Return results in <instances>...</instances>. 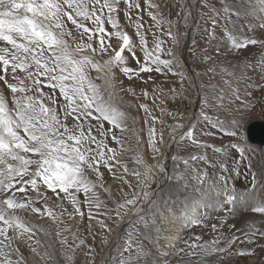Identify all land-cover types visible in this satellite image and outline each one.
Here are the masks:
<instances>
[{"label":"snow or ice","instance_id":"1","mask_svg":"<svg viewBox=\"0 0 264 264\" xmlns=\"http://www.w3.org/2000/svg\"><path fill=\"white\" fill-rule=\"evenodd\" d=\"M194 0H183L181 7L188 9L182 17L187 25L191 17V6ZM200 6H206L209 0H195ZM149 9H159L160 5L152 3V0H145ZM121 0H0V41L4 42V47H0V81L10 90V98L0 94V264H27V261L20 254L19 245L26 243L31 252L40 257L41 260H53V254L49 251L51 245L45 247L40 239H35L36 230L26 225L17 210H28L44 215L46 214L54 222H60L58 216L51 208L42 211L34 204L39 200H47L44 190H50L58 199H67L73 207V213H68L72 218L75 215L83 217L85 213L81 209V201L78 194L83 193L85 203L89 205L88 217L93 220L96 217L91 209L101 208L102 202L99 200L95 189L97 182L102 181L103 173L101 166L107 167L114 178L123 180L131 188L132 185L124 179L123 175L117 177L113 172L116 165H120L119 155L124 150V139L116 135L114 130L120 133L128 131H137L135 128H129V115L122 109L117 100L115 90L114 76L112 68L114 66L126 64L124 55L128 54L136 64L138 69L123 67L125 74H134L139 77L140 73L157 72L161 74L171 73L180 77V89H170L167 93L156 87L152 92L153 104L157 99L170 95L172 97L185 96L184 80L187 79L184 72L180 70L179 61L173 48L180 43V37L184 33L179 30L174 34L171 30L172 21L164 17L157 11L148 12V15L156 25H169L168 30L164 32L172 42V47L165 49L164 40L156 37L153 33V46L149 47L148 41L143 31L144 25L140 23L142 17H137L136 34L139 38V45L133 42L132 38L124 31L120 30V25L116 16L121 11ZM126 5L125 15L131 20L132 9L139 10L141 5L138 0H124ZM253 9L264 10V0H258V3L252 5ZM225 18L229 19L232 15L239 16L240 13L231 9L227 4L223 8ZM219 12L211 18V27L208 30L210 40L215 39V28L218 23ZM90 21L93 27L86 26ZM70 22L76 30H83L81 36L87 35L89 41L93 43H77L73 48L65 36H71V31L66 30V24ZM111 25L116 31L109 32L105 28V23ZM115 35L119 40L118 48H114L111 43V37ZM225 35L236 49L247 48L249 45H259L261 48L260 56L255 64L248 63L242 68L243 71L253 69L259 75L264 77V41L256 39L240 40L231 31H226ZM139 47L143 54V59L137 56L136 48ZM48 52L51 55L45 56ZM108 55V59L103 63L98 62L94 56ZM161 54H166L169 59H162ZM204 60L210 59L207 56ZM90 70H95L98 74L97 79H103V91L101 86L93 82L90 77ZM25 73L21 78L17 73ZM208 71L215 73L216 68H209ZM220 71L225 76H234L235 73L227 68H221ZM39 77H44L52 89H59L63 97V116L59 114L54 96L47 95L49 104L45 103L43 89L39 87L44 83ZM128 75V79H132ZM11 81H16L12 83ZM25 80H31L28 85ZM147 83V81H145ZM154 83V82H153ZM225 83L231 87V82L225 80ZM37 91L40 97L28 95L29 92ZM132 95L136 93L129 89ZM106 93V95H105ZM145 97H149L147 90L143 91ZM11 103V107L9 106ZM163 103V100H160ZM205 106L211 104L207 97L201 100ZM141 108L150 117L151 124L148 128V142L152 147L153 159L155 164H147L143 157L137 155L135 162L142 164L144 171L133 170L129 172L127 165H122L124 173H128L137 178V184L141 188L140 192L135 190L131 198L116 202L115 207L103 213L109 219H113L110 213L114 214L113 223H119L125 215H137L144 211L143 202H148L151 193L145 191L157 176L164 180L167 176V169L158 157H163L162 147L167 145L165 139V127L170 129L168 135L174 141H190L198 145L200 142L195 135V122L189 123L185 130V124L177 122L175 125L166 126L165 121L152 114V109L147 104H141ZM161 115L164 109L161 108ZM242 115V113H241ZM200 116L204 121H209L210 117L201 110ZM72 123L69 125L68 120ZM92 121L97 123L94 125ZM104 122L111 127L104 128ZM135 121L133 120V124ZM148 123V120L145 121ZM160 124L159 131L156 124ZM243 121L233 117L232 120L225 122L217 118L213 127H218L225 135L235 138L236 142H231L229 148L235 149L241 158H246V153L251 149L246 144L239 141L243 139V133L240 129ZM179 133V135H177ZM111 139L120 149L112 148L107 140ZM217 152L224 153L225 149H215ZM196 160L198 157L182 158V163L187 167L189 160ZM225 171H228L225 165H221ZM251 167V165H249ZM95 174L97 182L89 179V174ZM177 176L183 179V173ZM175 179L177 177H168ZM197 179L201 178L197 176ZM222 184L216 189V199L212 207L224 213L221 224H228V216L235 213L238 207L247 208L253 215H259L264 220V192L257 189V178L252 174V185L250 189L237 191L235 185H230L227 178H221ZM201 182H203L201 180ZM102 186V184H101ZM264 188V184L260 186ZM35 193V199L28 193ZM17 193H24V197L17 198ZM64 195L61 196L60 194ZM91 193V195H89ZM127 195V194H125ZM156 200H151L155 205ZM209 207L205 201L185 206L184 218L193 225H201L204 222L206 213H200L199 209ZM67 212L63 209L60 215ZM175 211H169L167 214L161 213L159 219L151 220V228L155 232L152 238L158 240L163 233L166 224L171 222ZM143 221L145 227H149V221L143 216H138ZM98 223L103 230L111 232L104 220ZM212 229L218 231V225L212 224ZM235 227V225H233ZM64 231H70L64 229ZM57 235H61L58 231ZM264 236V224L257 226L250 224L242 233V236H234L228 242V248L216 247L219 239H214L210 244H189V249H193L188 254L196 257H210L217 253H224L231 248L236 241L240 243H254V238ZM73 239H77L75 235ZM200 240V237H196ZM61 243L67 245L71 250L67 255V264H74L76 248L68 244L66 237L62 238ZM104 243H107L105 238ZM80 245L84 241L80 240ZM44 247L41 252L39 249ZM86 257L91 256L94 249L89 245ZM199 249L195 251L194 249ZM117 264H140L145 254L143 246L136 242L133 234L130 232L122 249L119 250ZM181 251H184L181 249ZM127 253V255H124ZM251 255V252L239 250L235 253L228 251V255ZM223 259V257H220ZM86 264H95L94 259H90ZM200 264H207L205 259H201Z\"/></svg>","mask_w":264,"mask_h":264},{"label":"rangeland","instance_id":"2","mask_svg":"<svg viewBox=\"0 0 264 264\" xmlns=\"http://www.w3.org/2000/svg\"><path fill=\"white\" fill-rule=\"evenodd\" d=\"M138 2L141 7L139 10L132 9V19L130 20L124 12L126 7L124 0H121V11L114 14L120 25V30L126 32L133 42L139 45L135 26L137 17L139 16L142 17L139 22L144 25L141 31L144 32L149 47L153 46V33H155L156 37L166 42L163 45L165 49L172 47L169 37L163 34L168 30L169 25L165 23L157 26L155 21L148 15L149 11L153 13L159 11L162 13L164 17L172 21L171 30L174 34L178 30L184 33L180 37L179 45L175 46L173 51H175L179 61L180 70L183 71L180 62L188 66V68L185 67L189 77L193 80L194 87L193 89L190 88L187 79H185L184 97L166 95L157 99L155 104H153V89L160 87L165 93L172 88L179 90L180 77L167 72L165 74L157 72L140 73L139 77L134 74H125L122 71L123 67H131L133 69H138L139 67L126 50L124 53L126 64L112 68L117 93L116 103L127 111L130 118L128 121L129 128L139 129L138 134L140 139L136 137V132L128 131L120 133L118 129L114 130L116 135L123 137L124 150L118 157L121 164L116 165L113 168V172L117 174V177L123 175L124 179L132 187L130 188L123 180L114 178L107 167L101 166L100 168V171L103 173L102 181L97 182L96 175L90 173L89 179L97 182L95 191L103 205L99 209L94 207L91 209L93 215L96 217L91 221L88 217L89 205L84 202L85 197L83 193L78 194V199L81 201V209L85 215L83 217L75 215L72 218L68 215V213H73V207L70 202L67 199H58L50 190L45 189L46 202L41 199L34 206L41 208L42 211H45L46 208H51L62 223L54 222L46 214L41 215L32 212L30 209L17 210V215L21 217L26 225L36 230L35 239H40L45 247L51 245L49 251L53 254V260H41L40 257L31 252L26 243L19 245L20 254L27 261V264H67V255L70 254L71 250L67 245L61 243L62 238L66 237L68 244L76 248L74 264H86L90 259H94L95 264H117L118 256L120 255L119 250L122 249L131 232L136 242L140 243L145 250L140 264H200L201 259H205L207 264H223L228 261V264H256L258 260L264 262V249H262L263 252L258 253L259 257L253 254L254 249L261 248L264 245L262 242V240L264 241V236L260 235L254 238L255 243H240V241H236L228 249L232 253L239 250L251 252V255H228V251H226L204 258L201 256L193 257L188 254L190 251H193V249H189V244H210L214 239H219V244L216 247L228 248V242L234 236H242V233L251 224L247 222L243 226L235 222V218L241 221L249 219L247 218L249 217V211L246 208L238 207L234 214L227 217L229 222L225 225L221 224L224 213L217 210L210 212L208 209L201 207L199 212L207 214L201 225L190 224L185 219L188 223L186 225L182 223L184 228H179V223L182 222L180 217L183 212L185 213L184 198L186 196H199L202 200L207 194L215 195L216 189L222 184L221 178H227L229 184L235 185L237 191H244L251 188L252 174L255 173L258 184L257 189L259 192L263 190L260 186L264 184V171H258L264 168V156L259 149L253 147L248 142L246 136V129L250 124L258 121L264 122V102H260L261 99H264L261 96L263 77L253 69L241 71L245 64H255L257 62V51H260V48L259 45H249L247 48L236 49L225 35L226 31H231L240 40H258L260 37L261 40L258 41L263 40L264 15L260 12L261 9H253L252 7L253 4L258 3V0H209L206 6H200L194 0L191 6L192 15L189 17L187 25L182 17L188 9L180 6L183 0H152V3L160 5L159 9H149L145 0H138ZM225 4L231 9L238 11L240 15L238 17L232 15L229 19H226L223 12ZM216 12H219L220 15L215 28V39L210 40L208 30L211 27V18L215 16ZM86 26L93 27L90 21L86 22ZM105 28L109 32L114 33L116 31L107 22L105 23ZM66 30L72 33L71 36H65V39L73 48L80 42L93 43V47L97 46L94 41L87 39V35H83L82 37L81 33L83 30H76L75 26L70 22L66 24ZM111 43L114 48H118L120 42L113 35ZM4 46V42L0 41V47ZM136 53L137 56L143 59V54L139 47L136 48ZM44 55L50 56L51 54L45 52ZM204 56L210 59L204 60ZM94 58L98 62L103 63L109 57L108 55L97 53ZM161 58L169 59L170 57L166 54H161ZM212 67L216 68L217 71L215 73L208 71ZM221 68H227L234 72L235 75L231 77L225 76L220 71ZM17 74L21 78L25 76V73L19 71ZM89 75L95 84L101 86V90L103 91V79L96 78L102 74H98L95 70H90ZM128 75H132L133 78L128 79ZM39 79L44 81L39 87L46 94L44 97L45 103L49 104V101L46 99L47 95L54 96L56 105L49 104V106L57 107L59 114L63 116L64 101L59 93V89L49 88L47 86L48 81L44 77H39ZM225 80L231 82V87L225 83ZM10 82L16 83V81L11 80ZM25 83L31 85L32 81L25 80ZM129 89L133 90L136 95H132ZM144 90L149 92V97L143 95ZM0 94L6 98H10L11 96L10 90L3 81H0ZM28 95L40 97V93L37 91L29 92ZM205 97L211 100L209 106L201 103V100ZM161 99L163 100L162 104L160 103ZM141 104H147L152 109V114L163 119L166 126L182 122L185 124L186 130L189 123L195 122V135L200 144L198 146L187 140L174 141L168 135L170 129L165 127V139L168 142L166 146L162 147L164 154L162 163L167 169V176L164 180L156 177L155 181L147 189H144L152 195L148 202L142 203L143 212L137 215L130 213L125 215L124 219L119 223H113L114 214L110 213L113 219H109L103 213L113 209L116 202H123V200L131 198L134 190L136 192L141 191V188L137 184V178L124 173L122 165H127L129 172L133 170L143 172L145 170L143 165L135 162L137 155L142 156L143 161L147 164L156 163V160L153 159L152 147L148 142V128L152 122L143 108L140 107ZM9 106L11 107V103ZM161 108L164 109L163 115H161ZM202 109L210 117L209 121H204L200 116ZM233 117L243 121V126L240 129L243 133V139L239 142L246 144L251 149L250 152L246 153V158H241L235 149L228 147L231 142H236L235 138L225 135L218 127H213L217 118L224 121L225 127H227V122L232 120ZM133 120L135 121L134 124ZM146 120H148L147 124L145 123ZM68 123L71 125V119L68 120ZM92 123L95 125L97 122L92 121ZM155 126L159 131L161 125L157 123ZM110 127L107 122H104L105 129ZM138 140H140V143ZM107 143L112 148L120 149V146L111 139H108ZM215 149H225L226 151L221 153ZM191 156H196L198 159H190V166L186 167L182 163V158L187 159ZM221 165H225L228 171H225ZM258 167L260 168L257 169ZM178 173H183L184 178L180 179L177 176ZM197 176L201 179L198 180ZM168 177L177 178L169 179ZM24 195V193H17V198H22ZM28 195L35 199V193L29 192ZM60 195L63 196L64 194L61 193ZM151 200H156L157 203L152 205ZM63 209H67V212L60 215ZM173 210L176 215L172 217L170 223L166 224L159 239L154 240L152 237L155 236V232L151 228V220L159 219L161 213L167 214V212ZM138 216H143L148 220L149 227L146 228L144 222L139 220ZM99 220H104L112 231L109 233L103 230L98 223ZM124 221L125 223L123 224ZM122 224L123 226H121ZM212 224H217L219 230L214 231L211 227ZM66 228L70 231H64ZM58 231L61 235H57ZM74 235L77 237L75 240L73 239ZM196 237H200L201 239L196 240ZM105 238H107V243H104ZM80 240L84 241V245L76 247L79 245ZM89 245L94 249V252L91 256L86 257L85 253L88 252L87 246ZM181 249L184 251H181ZM39 250L43 252L45 248L42 247ZM194 250L199 251L198 248ZM124 255H127V253H124ZM220 257H223V259Z\"/></svg>","mask_w":264,"mask_h":264},{"label":"bare ground","instance_id":"3","mask_svg":"<svg viewBox=\"0 0 264 264\" xmlns=\"http://www.w3.org/2000/svg\"><path fill=\"white\" fill-rule=\"evenodd\" d=\"M253 11V10H252ZM260 12L261 13H263V15H264V11L263 10H260ZM252 16H253V14H252ZM257 16H258V14H257ZM257 19V18H256ZM259 19V18H258ZM264 21V20H263ZM258 24H259V22L258 21H256ZM262 23V22H261ZM250 24V23H249ZM244 26V25H243ZM261 26H262V24H261ZM259 28V27H258ZM259 38V37H258ZM261 38V37H260ZM258 39V40H261V39ZM262 41H264V37H262ZM226 47H227V45H225ZM259 48H260V46H259ZM249 52H250V50H249ZM247 53V52H246ZM260 53H261V48H260V51L258 50L257 51V57H259L260 56ZM252 54V53H251ZM250 54V55H251ZM246 55V54H245ZM233 56V55H232ZM252 56V55H251ZM180 64H181V68H182V70H183V72L185 73V75H186V77H187V83H188V85L190 86V88H192L193 89V87H194V84H193V80L189 77V75H188V73H187V70H186V67H187V65L185 64V63H183V62H180ZM185 64V65H184ZM186 66V67H185ZM188 68V67H187ZM262 84H263V86H261V96H263L264 97V77L262 78ZM260 102H264V99H261L260 100ZM263 105V104H262ZM263 108H264V106H263ZM136 137L137 138H139V134H138V131H139V129H137L136 128ZM140 139V138H139ZM138 142L140 143V140H138ZM163 156H164V154H163ZM162 158L163 157H158V159H161L162 160ZM260 167H258L257 169H259ZM264 171V168H262L260 171H258V172H263ZM262 175V174H261ZM160 180H161V178H160V176H157ZM260 177V176H259ZM258 185V184H257ZM214 188V187H213ZM258 188V187H257ZM198 195V194H197ZM215 195H209V194H207L206 196H204V198L201 200V198H199V196L197 197V196H195V197H191V196H186L185 198H184V206H186V205H189V204H191L192 206H193V208L195 207V205L196 204H198V203H200L201 201H205V202H207L208 204H209V207H207V208H205V209H208L210 212H213L215 209L211 206L212 205V203L214 202V200H215ZM183 203V202H182ZM183 205V204H182ZM185 208V207H184ZM203 208V207H202ZM247 209V208H246ZM216 211V210H215ZM249 211V210H248ZM184 212L182 213V215H181V223H179L180 224V226H179V228L180 229H182V228H184L183 227V224H185L186 225V223H188L186 220H185V218H184ZM247 216V215H246ZM179 218V219H180ZM247 218H249V219H246V220H244V221H241V220H239V219H237V218H235V222L238 224H241V225H243V224H246L247 222H250L251 224H253V223H255L257 226H260V225H262V224H264V220H262L260 217H259V215H253L250 211H249V217H247ZM125 223V221L123 222V224ZM183 223V224H182ZM123 224L121 225V226H123ZM243 226H245V225H243ZM241 227V226H240ZM229 228V227H228ZM234 231V230H233ZM219 234V233H218ZM260 238V237H259ZM227 239H229V238H227ZM167 240H169L168 238H167ZM262 242L264 243V241L262 240ZM255 243V242H254ZM251 244V243H250ZM260 246V245H259ZM262 249H264V245H262V247L261 248H256V249H254L253 250V254H255V255H257L258 256V253L259 252H263L262 251ZM227 257V256H226ZM259 257V256H258ZM249 259V258H248ZM251 259H253V258H251ZM227 260H229L228 258H227ZM233 260V259H232ZM229 262V261H228ZM228 262H226V263H223V264H228ZM231 262V261H230ZM254 262V261H253ZM217 263V262H216ZM231 264H235V263H231ZM256 264H264V262H262V261H259L258 260V262L256 263Z\"/></svg>","mask_w":264,"mask_h":264},{"label":"water","instance_id":"4","mask_svg":"<svg viewBox=\"0 0 264 264\" xmlns=\"http://www.w3.org/2000/svg\"><path fill=\"white\" fill-rule=\"evenodd\" d=\"M246 136L251 145L264 153V122L258 121L250 124L246 129Z\"/></svg>","mask_w":264,"mask_h":264},{"label":"clouds","instance_id":"5","mask_svg":"<svg viewBox=\"0 0 264 264\" xmlns=\"http://www.w3.org/2000/svg\"><path fill=\"white\" fill-rule=\"evenodd\" d=\"M249 142V141H248ZM253 146V145H252ZM253 147H255V146H253ZM257 148V147H256ZM254 149V148H253ZM258 149V148H257ZM263 154V156H264V153H262ZM261 192H264V188H263V190H261Z\"/></svg>","mask_w":264,"mask_h":264}]
</instances>
